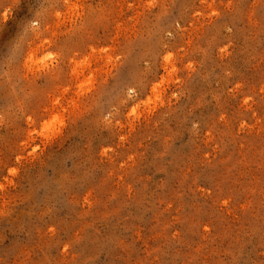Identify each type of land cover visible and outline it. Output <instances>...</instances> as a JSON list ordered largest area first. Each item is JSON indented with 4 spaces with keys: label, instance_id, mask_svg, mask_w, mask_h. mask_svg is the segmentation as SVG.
Returning a JSON list of instances; mask_svg holds the SVG:
<instances>
[{
    "label": "rangeland",
    "instance_id": "374dc122",
    "mask_svg": "<svg viewBox=\"0 0 264 264\" xmlns=\"http://www.w3.org/2000/svg\"><path fill=\"white\" fill-rule=\"evenodd\" d=\"M0 264H264V0H0Z\"/></svg>",
    "mask_w": 264,
    "mask_h": 264
}]
</instances>
